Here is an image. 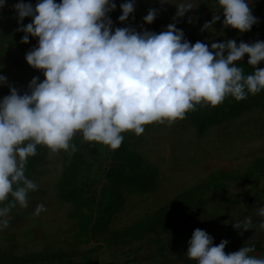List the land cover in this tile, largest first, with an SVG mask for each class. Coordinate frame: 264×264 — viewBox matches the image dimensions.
<instances>
[{"label": "clouds", "instance_id": "obj_1", "mask_svg": "<svg viewBox=\"0 0 264 264\" xmlns=\"http://www.w3.org/2000/svg\"><path fill=\"white\" fill-rule=\"evenodd\" d=\"M177 11L173 22L160 32L132 26L113 27L108 15L117 5L113 0H17L18 31L37 38L25 54L27 63L44 76H34L22 94L14 86L0 98V230L8 227L14 207L27 208L29 194L38 188L26 175L29 157L37 146L50 154L78 150L75 137L98 142L115 150L124 140L123 132L137 135L145 125L185 118L198 104L216 106L226 97L240 101L264 89V40L255 42L226 39L209 44L185 38L176 18L196 7V0H173ZM7 0H0V8ZM223 25L241 33L258 22L250 0H217ZM125 22L134 12L135 0L120 4ZM157 9L151 8L143 21L151 24ZM25 17L31 22L24 24ZM220 19L214 15L204 24ZM226 53V54H225ZM248 54L253 71L245 74L242 61ZM7 76L0 74V84ZM7 201V203H3ZM45 210L43 202L34 215ZM256 214L262 219L264 205ZM241 232L257 228L252 216L234 219ZM186 256L196 264H264V254H255L254 242L237 251L225 252L227 239L213 244V237L194 229Z\"/></svg>", "mask_w": 264, "mask_h": 264}, {"label": "rangeland", "instance_id": "obj_2", "mask_svg": "<svg viewBox=\"0 0 264 264\" xmlns=\"http://www.w3.org/2000/svg\"><path fill=\"white\" fill-rule=\"evenodd\" d=\"M250 3L258 22L243 33L231 27L237 43L264 40V3ZM247 61L245 54L237 62L245 74L253 71ZM122 135L115 150L77 135L70 158L37 146L26 175L38 188L29 194V206L17 204L0 230V264L132 254L201 216L232 214L261 192L264 89L240 101L228 96L216 106L198 104L183 119ZM41 202L45 210L34 215Z\"/></svg>", "mask_w": 264, "mask_h": 264}, {"label": "crops", "instance_id": "obj_3", "mask_svg": "<svg viewBox=\"0 0 264 264\" xmlns=\"http://www.w3.org/2000/svg\"><path fill=\"white\" fill-rule=\"evenodd\" d=\"M14 1V0H11ZM264 3V0H261ZM27 2V0H26ZM35 5L36 0H31ZM117 5L116 9L108 13L113 21V27L132 26L138 31L143 29L160 32L166 28L177 11L176 3L173 0H135L134 12L129 15L125 22L118 20L122 14L120 4L124 0H113ZM251 4L254 16H257L255 6ZM196 7L190 9L183 17L176 18V26L183 30L185 38L190 42L202 41L207 44L212 42H223L233 36L230 32L231 26L223 25V14L217 0H196ZM151 8L157 9V16L151 24L143 21V17ZM214 15H219L220 19L213 25H208L204 29V24L212 20ZM31 17H25L24 24L31 22ZM18 22L16 13L5 14L0 17V74L7 76V83L0 84V98L9 93V86L16 87L22 94L27 91V86L34 76L40 80L44 79L41 70L31 67L25 60L28 50L37 44V38L29 37V41L24 43L21 37L22 31L17 30ZM230 33L232 35H230ZM264 205V184L261 192L255 196L241 209L232 214H219L213 217H200L189 221L183 230L176 235L163 236L149 240L142 248L132 254H104L98 259L86 260L73 259L69 261H55L47 264H196L186 256L188 241L194 229L201 228L213 237V244H219L222 239H227L225 252L239 250L244 243L254 242L256 253L264 254V230L259 229L258 223L262 219L256 214L257 208ZM243 216H252L257 228H252L241 232L234 228V219Z\"/></svg>", "mask_w": 264, "mask_h": 264}, {"label": "built area", "instance_id": "obj_4", "mask_svg": "<svg viewBox=\"0 0 264 264\" xmlns=\"http://www.w3.org/2000/svg\"><path fill=\"white\" fill-rule=\"evenodd\" d=\"M17 2V0L11 1L7 0L6 6L3 8H0V17L5 14H15V9L13 8V5Z\"/></svg>", "mask_w": 264, "mask_h": 264}, {"label": "trees", "instance_id": "obj_5", "mask_svg": "<svg viewBox=\"0 0 264 264\" xmlns=\"http://www.w3.org/2000/svg\"><path fill=\"white\" fill-rule=\"evenodd\" d=\"M231 109H233L234 107H230Z\"/></svg>", "mask_w": 264, "mask_h": 264}]
</instances>
